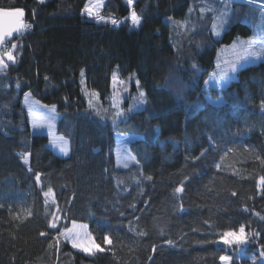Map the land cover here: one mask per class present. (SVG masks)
I'll use <instances>...</instances> for the list:
<instances>
[{
  "label": "trees",
  "instance_id": "1",
  "mask_svg": "<svg viewBox=\"0 0 264 264\" xmlns=\"http://www.w3.org/2000/svg\"><path fill=\"white\" fill-rule=\"evenodd\" d=\"M89 1L0 0L31 25L0 51L15 57L0 67V264H263L264 53L240 65L239 45L264 9ZM220 67L214 102L203 84ZM26 93L56 104L67 155L32 131ZM117 132L138 134L136 162L117 165ZM73 220L103 247H75L61 232ZM241 225L247 241L225 243Z\"/></svg>",
  "mask_w": 264,
  "mask_h": 264
},
{
  "label": "rangeland",
  "instance_id": "2",
  "mask_svg": "<svg viewBox=\"0 0 264 264\" xmlns=\"http://www.w3.org/2000/svg\"><path fill=\"white\" fill-rule=\"evenodd\" d=\"M103 0H90L88 2L87 7H93L95 5H101ZM98 7H94V11H96ZM138 18V23H134L132 20V27H138L141 23V18ZM264 21L261 23L258 28L255 26L254 33L247 37L245 40V46L241 47L239 45V54L243 55V60L240 62V65H244L249 63L251 60L248 58H252L256 56V53L263 54L264 53ZM218 66L221 63L218 59ZM218 69V67H216ZM217 74L221 75V82L216 80V76L214 73L209 75L204 81V89L206 91V95L208 98L214 102L223 101L224 97L222 95V88L227 84V80L223 79L224 73L222 68L216 70ZM58 80L63 88H65L70 97H74L78 93V86L76 83H65L58 77ZM218 92V93H217ZM58 93V90L55 91V94ZM23 105L27 110L30 126L32 131L34 132H43L46 133L49 137L48 145L53 148L60 155H67L69 153V141L67 137L62 135L57 131V121L59 112L57 110L56 104L54 103H45L30 93H26L23 97ZM138 137V134L133 132H117L116 133V141L114 145V152L116 156V163L119 166H127L133 162L137 161V157L131 148V141ZM66 142L67 151H64V144ZM66 230H72L67 239L77 248L84 250L85 247H91L92 251L97 249L93 247V242L95 245H99V248H102L103 245L98 243L90 231L88 223L84 221L73 220L67 226H64L61 229L62 234L66 232ZM239 235V230L234 231ZM65 237V235H63ZM109 238V236H106ZM110 239V238H109ZM105 244H109L104 240ZM80 245V246H76ZM85 251V250H84ZM91 252V251H87ZM255 255V254H254ZM254 255H249L250 258L255 259ZM227 256L223 255L222 257ZM230 257V256H227ZM260 261L264 264V255H261ZM223 264H225V261ZM231 261V260H230ZM230 264V262H229Z\"/></svg>",
  "mask_w": 264,
  "mask_h": 264
},
{
  "label": "snow or ice",
  "instance_id": "3",
  "mask_svg": "<svg viewBox=\"0 0 264 264\" xmlns=\"http://www.w3.org/2000/svg\"><path fill=\"white\" fill-rule=\"evenodd\" d=\"M129 3H131V0H129ZM99 5H95L93 7H87L85 10L89 13H92L94 11V7H98ZM0 18H7L8 20V24H9V30L7 33H5L4 31L0 30V43L3 42L5 35H11V28L15 27L17 30L19 29H24V28H30L31 25L25 24L23 23V9H15L14 11H8L5 12L4 10H0ZM132 20L134 23H138V18L136 17V14L133 13L132 14ZM113 23H116V21H113ZM15 47V46H14ZM5 57L7 58L8 61H15V57L13 55V53L11 51H8L4 54H0V67L4 66V59ZM64 151H67L66 148V142L63 146ZM25 163H27V159H25ZM37 181H39V176L36 177ZM261 184L264 185V177H261ZM183 189H178V191H182ZM45 195L47 196L48 193H45ZM55 219V218H54ZM52 228L56 227V224L53 223L51 225ZM72 230H66L65 233H63V235H65V238L68 237V234L71 232ZM244 226L241 225V227L239 228V235H237L236 232H227L224 233V242L228 243V244H232V243H245L247 241V237L244 235ZM253 236H255V234H253ZM105 241L107 243H111V240L108 237H105ZM167 243L169 245H171V241H167ZM76 246H80V245H76ZM93 247L95 248H99V245H95L93 242ZM85 251H92L91 247H85L84 248ZM261 255H264V249H262L261 251ZM222 260L225 261V264H229L231 258L224 256L221 257Z\"/></svg>",
  "mask_w": 264,
  "mask_h": 264
},
{
  "label": "water",
  "instance_id": "4",
  "mask_svg": "<svg viewBox=\"0 0 264 264\" xmlns=\"http://www.w3.org/2000/svg\"><path fill=\"white\" fill-rule=\"evenodd\" d=\"M15 9H18V8H15V7H0V10H4L5 12L14 11ZM23 23H25V20H24V12H23ZM9 27L10 26L8 24L7 18H0V30H2L5 33H7L8 30H9ZM22 31H23V29L17 30L15 27H12L11 28V35H5L3 42L0 43V50L3 47V44L6 41H8L11 38H14V37L18 36Z\"/></svg>",
  "mask_w": 264,
  "mask_h": 264
},
{
  "label": "built area",
  "instance_id": "5",
  "mask_svg": "<svg viewBox=\"0 0 264 264\" xmlns=\"http://www.w3.org/2000/svg\"><path fill=\"white\" fill-rule=\"evenodd\" d=\"M238 1H242L244 3H249V4H254V5L260 6L264 9V2L260 1V0H238Z\"/></svg>",
  "mask_w": 264,
  "mask_h": 264
}]
</instances>
